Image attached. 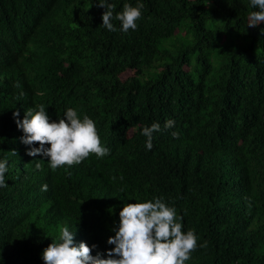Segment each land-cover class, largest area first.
<instances>
[{"label": "trees", "instance_id": "trees-1", "mask_svg": "<svg viewBox=\"0 0 264 264\" xmlns=\"http://www.w3.org/2000/svg\"><path fill=\"white\" fill-rule=\"evenodd\" d=\"M99 2L0 0V264H44L64 226L104 253L123 204L160 196L199 237L186 264H264V23L247 27L258 9L139 0L123 33L101 25ZM108 2L115 15L137 0ZM40 104L52 120L88 115L110 154L56 170L26 155L12 113Z\"/></svg>", "mask_w": 264, "mask_h": 264}, {"label": "clouds", "instance_id": "clouds-1", "mask_svg": "<svg viewBox=\"0 0 264 264\" xmlns=\"http://www.w3.org/2000/svg\"><path fill=\"white\" fill-rule=\"evenodd\" d=\"M250 5L258 10L249 14L247 27L255 28L264 23V0H250ZM97 6L104 9L101 25L115 32L117 28L112 23L115 19L120 22L119 30L123 33L137 29V21L144 8L139 0L135 6L124 3L122 11L114 15L116 5L108 0H100ZM16 86L19 87V84ZM12 115L17 128L23 133L20 142L28 146L26 155L46 157L52 170L78 165L92 154L97 158L110 154V149L101 142L96 122L88 115L81 118L74 108H67L63 118L57 120L50 118L44 104L24 110L22 119H19V110L13 111ZM175 123V120L168 119L164 128H173ZM160 130L158 122L142 128L141 134L146 137L149 151L153 147V133ZM171 135L179 138L176 131ZM11 154L17 155L15 150H11ZM43 161L37 160V170L42 168ZM7 171V161L0 160V188L7 186ZM42 190H47V185H43ZM118 215V225L112 229L114 235L106 241L113 246L111 249L104 253L97 251L93 255L97 245L88 246L83 241L76 243L74 232L64 226L58 238L51 240L43 249L41 258L44 264H186L198 247V235L193 229L183 231V217L177 215L176 208L166 203L163 196L125 203Z\"/></svg>", "mask_w": 264, "mask_h": 264}, {"label": "rangeland", "instance_id": "rangeland-1", "mask_svg": "<svg viewBox=\"0 0 264 264\" xmlns=\"http://www.w3.org/2000/svg\"><path fill=\"white\" fill-rule=\"evenodd\" d=\"M131 74V72L130 71H127V72H125L123 75H122V77H125L126 75H130Z\"/></svg>", "mask_w": 264, "mask_h": 264}, {"label": "bare ground", "instance_id": "bare-ground-1", "mask_svg": "<svg viewBox=\"0 0 264 264\" xmlns=\"http://www.w3.org/2000/svg\"><path fill=\"white\" fill-rule=\"evenodd\" d=\"M244 239V238H243Z\"/></svg>", "mask_w": 264, "mask_h": 264}]
</instances>
